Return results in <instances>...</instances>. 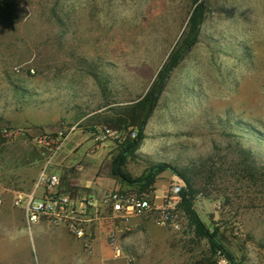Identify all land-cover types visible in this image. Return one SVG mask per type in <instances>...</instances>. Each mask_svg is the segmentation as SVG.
I'll return each mask as SVG.
<instances>
[{"label": "rangeland", "instance_id": "1", "mask_svg": "<svg viewBox=\"0 0 264 264\" xmlns=\"http://www.w3.org/2000/svg\"><path fill=\"white\" fill-rule=\"evenodd\" d=\"M201 1L197 41L168 73L141 129L103 121L147 93L186 29L192 0H0L4 201L28 192L41 171L48 152L34 137L60 131L69 138L57 157L83 154L71 170L78 177L96 174L103 192L153 197V185L143 191L113 173L115 157L140 131L122 170L138 178L149 163L186 168L194 210L225 252L196 235L179 207L184 183L167 170L164 204L175 207L180 230L157 225L156 214L134 217L120 229L125 257L109 246L108 264H264V0ZM94 128L122 140L93 144ZM239 149L251 152L247 166ZM61 165L55 159L50 170ZM73 240L68 234L63 247ZM43 256L32 242L19 257L41 264Z\"/></svg>", "mask_w": 264, "mask_h": 264}, {"label": "built area", "instance_id": "2", "mask_svg": "<svg viewBox=\"0 0 264 264\" xmlns=\"http://www.w3.org/2000/svg\"><path fill=\"white\" fill-rule=\"evenodd\" d=\"M130 134L135 136L136 132L131 130ZM68 138V133L60 131L56 134L36 136L33 139L35 146L48 152V155L31 189L28 192L13 191V203L23 210L29 231L44 220L50 226L65 229L76 239L81 240L88 250L91 245V227L100 220L106 226L107 242L113 256L122 258L125 254L120 245V229L134 217L156 214L157 225L174 231L180 230L177 211L170 201L157 206L147 197L118 189L84 197H73L63 192L60 175L50 170V167ZM109 140L120 142L122 136L109 128H97L92 132L93 144ZM3 204L4 194L0 192V211Z\"/></svg>", "mask_w": 264, "mask_h": 264}, {"label": "crops", "instance_id": "3", "mask_svg": "<svg viewBox=\"0 0 264 264\" xmlns=\"http://www.w3.org/2000/svg\"><path fill=\"white\" fill-rule=\"evenodd\" d=\"M82 155L70 158L69 155L62 154L56 158L59 163L64 162V165L56 168L61 177V190L73 197L99 195L103 191L96 183V174L90 175L92 178H80L71 171L73 165L78 164L77 161L82 159ZM78 167L80 169V166ZM166 172H162L158 176L159 180L153 184V197L156 205L164 204L167 186L160 183V177L168 176ZM68 234L65 229L50 226L44 220L34 225L29 231L23 210L15 206L11 199L4 201L0 211V264H12L13 261L23 264L25 258L19 256L29 254L32 242L43 250L44 256L41 264H108L110 247L107 242L106 226L102 221L97 220L91 227V245L88 250L82 241L74 236V240L70 243L71 246L64 248V241H67ZM121 234L120 231V237Z\"/></svg>", "mask_w": 264, "mask_h": 264}, {"label": "trees", "instance_id": "4", "mask_svg": "<svg viewBox=\"0 0 264 264\" xmlns=\"http://www.w3.org/2000/svg\"><path fill=\"white\" fill-rule=\"evenodd\" d=\"M195 7L189 17L185 31L180 40L174 46L168 55L163 68L158 74V78L153 82L143 98L137 99L135 102L125 104L118 109H112V114L109 115L103 122L111 126H137L142 127L147 123V120L152 113L160 94L163 91V84L168 73L174 70L183 60L185 52L190 49L197 41L199 27L203 23L206 13L205 2L201 0H192ZM95 131V128L93 129ZM142 140V134L139 131L136 138L127 140L122 151L115 157L113 161V173L122 178V180L130 185L138 184L141 190H146L151 187L158 176L164 171H171L175 176L179 177L184 186L179 189L180 197L179 207L187 217L189 225L194 228L196 235L209 240L210 245L214 250L225 252L224 247L216 238V230L207 228L200 220L193 207V201L197 194L195 183L189 176L186 168L177 167L164 162L149 163L146 171L138 178H132L129 174L122 170L127 156L136 150ZM4 142V140H2ZM238 155L242 164L246 166L250 162L251 152L246 149H239ZM153 201V197H149ZM203 264V263H197Z\"/></svg>", "mask_w": 264, "mask_h": 264}]
</instances>
